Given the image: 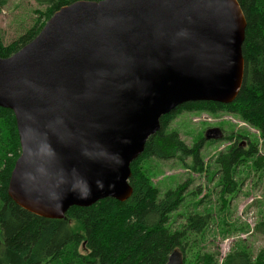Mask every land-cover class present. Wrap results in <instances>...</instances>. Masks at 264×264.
<instances>
[{
    "label": "water",
    "instance_id": "1",
    "mask_svg": "<svg viewBox=\"0 0 264 264\" xmlns=\"http://www.w3.org/2000/svg\"><path fill=\"white\" fill-rule=\"evenodd\" d=\"M247 21L238 0L78 1L0 58V107L21 145L8 187L22 209L63 220L72 207L133 195L131 164L160 120L242 89ZM221 137L219 129L207 140ZM166 264H184L176 249Z\"/></svg>",
    "mask_w": 264,
    "mask_h": 264
},
{
    "label": "trees",
    "instance_id": "2",
    "mask_svg": "<svg viewBox=\"0 0 264 264\" xmlns=\"http://www.w3.org/2000/svg\"><path fill=\"white\" fill-rule=\"evenodd\" d=\"M9 0H0V7ZM47 5L32 30L25 36L4 44L0 37V58H9L32 42L46 23L61 8L78 1L102 0H38ZM43 2V3H42ZM247 21L242 52L245 74L237 99L224 105L214 102L187 103L160 120V130L151 136L143 154L131 164L130 185L133 195L125 202L102 200L91 207H72L63 220L45 219L18 206L9 196L8 187L21 145L13 111L0 107V264H166L174 250L184 256V264H219L217 253L195 252L187 258V241L203 234L211 222L210 215L192 214L182 230L172 231L170 220L185 202L190 181L169 189L161 196L153 183L151 168L154 159L178 161L187 169L204 173L202 156L205 144L214 143L202 137L189 146L170 125L186 110L226 111L238 115L260 133L259 144L245 134H231L225 140L232 145L215 160L219 176V202L234 194L240 167L251 163L264 171V0H238ZM234 141V142H233ZM191 159V165L186 162ZM74 223V227L71 226ZM191 250V249H190ZM221 264H264V248L253 256L245 249L229 253Z\"/></svg>",
    "mask_w": 264,
    "mask_h": 264
},
{
    "label": "rangeland",
    "instance_id": "3",
    "mask_svg": "<svg viewBox=\"0 0 264 264\" xmlns=\"http://www.w3.org/2000/svg\"><path fill=\"white\" fill-rule=\"evenodd\" d=\"M43 3V2H42ZM47 5L38 0H9L0 7V37L4 44L25 36L36 25ZM45 18H41L43 23ZM211 129H219L221 137L214 143L207 142L202 156L205 161L204 173H196L178 161L160 162L156 159L145 166L151 168L153 183L159 188L161 196L169 189L190 181L185 202L172 214L170 229L182 230L192 214L210 215L211 222L203 234L198 237L189 235L190 248L187 258L195 252H211L219 255L218 262L234 250L245 249L253 256L264 248V171H256L251 163L240 167L235 176L238 190L226 196V203H220L219 176L215 160L232 142L225 140L231 134H245L252 142L263 145L260 133L238 115L226 111L186 110L176 116L170 125L171 131H177L189 145L206 138ZM234 142V141H233ZM191 165V159H187ZM74 227V223H71ZM191 249V250H190Z\"/></svg>",
    "mask_w": 264,
    "mask_h": 264
}]
</instances>
